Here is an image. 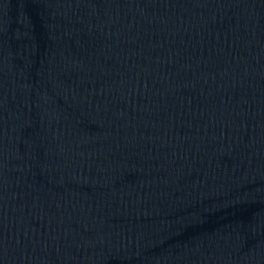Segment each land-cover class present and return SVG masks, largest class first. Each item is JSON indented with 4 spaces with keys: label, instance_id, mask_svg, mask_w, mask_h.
<instances>
[{
    "label": "water",
    "instance_id": "water-1",
    "mask_svg": "<svg viewBox=\"0 0 264 264\" xmlns=\"http://www.w3.org/2000/svg\"><path fill=\"white\" fill-rule=\"evenodd\" d=\"M0 264H264V0H0Z\"/></svg>",
    "mask_w": 264,
    "mask_h": 264
}]
</instances>
